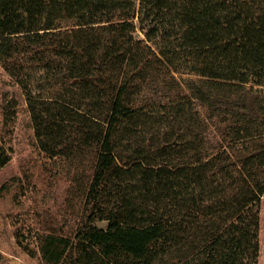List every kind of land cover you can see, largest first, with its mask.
I'll use <instances>...</instances> for the list:
<instances>
[{
	"label": "trees",
	"instance_id": "1",
	"mask_svg": "<svg viewBox=\"0 0 264 264\" xmlns=\"http://www.w3.org/2000/svg\"><path fill=\"white\" fill-rule=\"evenodd\" d=\"M0 66L62 184V220L16 227L29 255L264 264V0H0Z\"/></svg>",
	"mask_w": 264,
	"mask_h": 264
},
{
	"label": "rangeland",
	"instance_id": "2",
	"mask_svg": "<svg viewBox=\"0 0 264 264\" xmlns=\"http://www.w3.org/2000/svg\"><path fill=\"white\" fill-rule=\"evenodd\" d=\"M10 96L19 107L12 131L4 132L13 151L9 163L0 169V264H42L17 244L15 231L20 225L39 229L46 226L45 220H62V184H54L50 195L43 194L45 172L30 116L23 97L0 66V118L3 102Z\"/></svg>",
	"mask_w": 264,
	"mask_h": 264
}]
</instances>
